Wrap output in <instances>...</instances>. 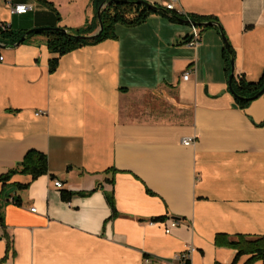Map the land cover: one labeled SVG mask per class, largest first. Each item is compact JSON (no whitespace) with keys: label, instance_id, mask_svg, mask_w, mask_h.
<instances>
[{"label":"crops","instance_id":"crops-1","mask_svg":"<svg viewBox=\"0 0 264 264\" xmlns=\"http://www.w3.org/2000/svg\"><path fill=\"white\" fill-rule=\"evenodd\" d=\"M13 2L36 10L18 14L0 0V28H99L94 0ZM176 7L216 18L235 50L236 73L262 77L264 0ZM200 28L201 42L191 47L193 25L168 15L118 23L117 38L64 54L54 71L43 35L0 47V175L32 149L47 154L49 168L35 180L16 174L6 188L0 182V264H143L189 244L197 248L192 264H247L249 254L234 263L238 250L216 237L264 236V95L238 105L222 35L216 25ZM5 191L9 200L1 199ZM172 220L179 225L167 234Z\"/></svg>","mask_w":264,"mask_h":264},{"label":"trees","instance_id":"trees-1","mask_svg":"<svg viewBox=\"0 0 264 264\" xmlns=\"http://www.w3.org/2000/svg\"><path fill=\"white\" fill-rule=\"evenodd\" d=\"M141 1V2H139ZM96 9L98 10L100 6L104 5L101 13V19L104 24L103 32L96 38L89 40L78 37L79 35H88L96 31L97 26L86 25L83 28L77 29L76 31H71L67 27L61 26L59 24L49 25L45 27H50L51 29L33 32L28 35V39L35 35H43L46 37L47 46L51 53L55 56L50 60V70L54 71L58 66L60 57L64 54L76 50L80 47L89 44H95L103 41L107 38H117L115 32V26L118 23L125 24L127 26H137L146 21V19L152 14H162L168 15L174 21L189 20L191 22L199 23L204 21H215L220 23L216 18L211 16H201L195 14H179L176 11H170L166 7H162L157 4L151 6L150 2L147 0H126V1H116V0H94ZM59 21V16L57 17ZM213 26V25H212ZM219 29V27H217ZM205 29V28H203ZM26 31H14L10 28L4 29L0 28V42L7 46H13L20 38L27 32ZM230 42V41H229ZM224 56L227 63V74L228 78L231 73V60L235 58V50L230 43V50L226 47L224 49ZM264 87V74L258 81L248 80L244 74H238L235 72L233 77V88L235 90L236 102L241 108H246L252 101L256 100L253 97L259 93ZM264 95V94H263ZM264 124V122L262 123ZM16 174H26L35 180L41 175L49 174L48 168V156L46 153L32 149L27 152L24 159L8 173L0 175V182L6 188L11 181L12 177ZM53 176V175H52ZM30 183H12L15 189H26ZM71 193L69 191L63 192V197L65 199L70 198ZM10 194L5 191L2 193V198L4 200H9ZM108 201L112 206L114 214L116 213L114 197L113 195H107ZM13 202L15 199L13 198ZM2 223V216L0 213V224ZM237 241L229 240L227 235L218 234L216 237V244L218 245H229L238 250L236 259L243 255L249 254L250 258L247 260V264L252 263L256 260H264V236L249 238L246 235H238Z\"/></svg>","mask_w":264,"mask_h":264},{"label":"built area","instance_id":"built-area-1","mask_svg":"<svg viewBox=\"0 0 264 264\" xmlns=\"http://www.w3.org/2000/svg\"><path fill=\"white\" fill-rule=\"evenodd\" d=\"M12 4V9L15 13L18 14H25L30 11H35L36 6L29 3H14L13 0H10ZM178 0H168V3L166 4V8L170 11H176L179 14H182L183 12L178 10L176 7ZM185 14V13H183ZM4 29L7 28V25H2ZM201 34L202 29L199 26L193 25L192 32L190 34V38L187 41V44L191 47H196L201 42ZM0 60H3V56L0 54ZM184 79L189 78V72H186L183 76ZM195 142L194 138H186L183 140V143L185 145H191ZM55 186L57 188H62L63 183L60 180H54ZM13 201V198L11 199ZM32 211H36L35 208L32 209ZM155 223V221H153ZM179 222L177 220H172L168 226L166 227L165 231L167 234L172 233V231L178 227ZM197 248L193 244H189L186 246V249L183 251L176 253L174 256L169 258H158V257H145L143 264H192L193 255L196 252Z\"/></svg>","mask_w":264,"mask_h":264},{"label":"water","instance_id":"water-1","mask_svg":"<svg viewBox=\"0 0 264 264\" xmlns=\"http://www.w3.org/2000/svg\"><path fill=\"white\" fill-rule=\"evenodd\" d=\"M116 1H119V0H116ZM122 1H126V0H122ZM141 2V1H139ZM152 7H154L153 3H150ZM104 8V5L100 6V8L98 9V20H99V28L91 33V34H88V35H79L78 37L80 38H83V39H89V40H92L94 38H96L97 36H99L103 30H104V24H103V21L101 19V13H102V10ZM181 22L183 23H191L192 25H195V26H199V27H208V26H212V25H216L217 27H219V31H220V34L222 35V38L224 40V43H225V47L230 50V42H229V39L228 37L226 36V33L223 29V26L218 23V22H215V21H204V22H199V23H195V22H191L189 20H182ZM47 29H51L50 27H37V28H32V29H29L21 38L19 41H17L13 46L14 47H17V46H20L23 42H25V40L27 39L28 35H30L31 33L33 32H39V31H43V30H47ZM7 45H4L0 42V47H5ZM236 72V61H235V58H233L231 60V73L229 75V88H230V91L235 94V90L233 88V77H234V74ZM264 94V87L263 89L257 93L253 99H257L259 98L260 96H262Z\"/></svg>","mask_w":264,"mask_h":264}]
</instances>
